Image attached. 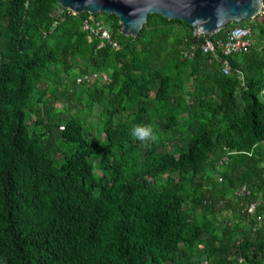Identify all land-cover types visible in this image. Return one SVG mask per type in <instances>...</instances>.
Masks as SVG:
<instances>
[{
  "label": "trees",
  "instance_id": "obj_1",
  "mask_svg": "<svg viewBox=\"0 0 264 264\" xmlns=\"http://www.w3.org/2000/svg\"><path fill=\"white\" fill-rule=\"evenodd\" d=\"M90 16L0 0V264H264V11L207 34L253 29L228 75L185 19Z\"/></svg>",
  "mask_w": 264,
  "mask_h": 264
},
{
  "label": "water",
  "instance_id": "obj_2",
  "mask_svg": "<svg viewBox=\"0 0 264 264\" xmlns=\"http://www.w3.org/2000/svg\"><path fill=\"white\" fill-rule=\"evenodd\" d=\"M76 14H109L120 19L119 30L139 37L151 15L185 19L199 33H214L232 23L253 21L264 11V0H58Z\"/></svg>",
  "mask_w": 264,
  "mask_h": 264
},
{
  "label": "built area",
  "instance_id": "obj_3",
  "mask_svg": "<svg viewBox=\"0 0 264 264\" xmlns=\"http://www.w3.org/2000/svg\"><path fill=\"white\" fill-rule=\"evenodd\" d=\"M86 29L91 31L92 36L100 40L99 48L111 46L116 50L121 48L119 40L106 27L104 20H98L94 15L86 21ZM212 33H209V35ZM204 37L202 49L206 53H211L222 63L225 74L232 73V66L228 60L229 56L235 53L250 52L254 45V31L249 27L231 28L225 38L211 39L206 33H199ZM193 48V47H192ZM190 54V51L187 52ZM248 193L246 187L239 191V194ZM261 203L251 204L246 211L256 213Z\"/></svg>",
  "mask_w": 264,
  "mask_h": 264
},
{
  "label": "clouds",
  "instance_id": "obj_4",
  "mask_svg": "<svg viewBox=\"0 0 264 264\" xmlns=\"http://www.w3.org/2000/svg\"><path fill=\"white\" fill-rule=\"evenodd\" d=\"M131 136L141 142L148 140H155L154 129L151 124H138L134 125L131 129Z\"/></svg>",
  "mask_w": 264,
  "mask_h": 264
},
{
  "label": "rangeland",
  "instance_id": "obj_5",
  "mask_svg": "<svg viewBox=\"0 0 264 264\" xmlns=\"http://www.w3.org/2000/svg\"><path fill=\"white\" fill-rule=\"evenodd\" d=\"M254 21V20H253ZM246 21H244V23H245ZM241 24H243V22L241 23ZM254 39H255V36H254ZM256 40V39H255ZM95 78H97V79H100V80H102V81H105V76L104 75H99V76H95Z\"/></svg>",
  "mask_w": 264,
  "mask_h": 264
},
{
  "label": "bare ground",
  "instance_id": "obj_6",
  "mask_svg": "<svg viewBox=\"0 0 264 264\" xmlns=\"http://www.w3.org/2000/svg\"><path fill=\"white\" fill-rule=\"evenodd\" d=\"M255 42V41H254Z\"/></svg>",
  "mask_w": 264,
  "mask_h": 264
}]
</instances>
